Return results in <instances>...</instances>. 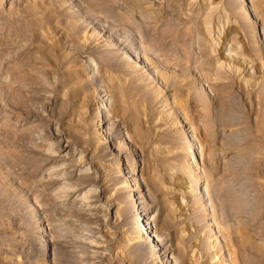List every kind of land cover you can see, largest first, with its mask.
Here are the masks:
<instances>
[{
    "label": "rangeland",
    "instance_id": "374dc122",
    "mask_svg": "<svg viewBox=\"0 0 264 264\" xmlns=\"http://www.w3.org/2000/svg\"><path fill=\"white\" fill-rule=\"evenodd\" d=\"M66 141L103 199L63 201ZM159 205L158 238L132 241ZM171 255L264 264V0H0V264Z\"/></svg>",
    "mask_w": 264,
    "mask_h": 264
},
{
    "label": "bare ground",
    "instance_id": "6f19581e",
    "mask_svg": "<svg viewBox=\"0 0 264 264\" xmlns=\"http://www.w3.org/2000/svg\"><path fill=\"white\" fill-rule=\"evenodd\" d=\"M89 70H90L89 73H92V78H100L101 77L100 73L95 71V69H89ZM105 92L106 91L104 89H101L98 92L97 101H96V103L93 104V106H94V108H96V110L97 109H104V107L108 104L107 99L105 98V96H103L104 95L103 93H105ZM109 119H110V115H109V111H108L107 113L105 112V116H104V118H102L100 120L101 124H99L98 126H101V129H102L107 124V121ZM103 121H105V123H102ZM124 132L127 136L128 135L127 130H125ZM61 151H63V152L66 151V155L63 157L59 156L58 161H60V167H63L62 169H64V167L71 168V174L73 175V177L74 178L76 177V180L81 178V184H76L75 186H66V185L64 186L62 184V186H61V182L63 181V183H64L63 176L65 175V173H64L65 169L64 170L60 169V170L56 171V177L57 178H55L54 182L56 185L60 184V186H61V187L59 186V188L57 190H59V189L66 190L64 192L65 193V200H63V201L67 202V200L68 201L72 200L74 203H77V204H80L81 206H83L85 204L86 199L92 193H96V195L98 196L99 199H103L102 196H104L106 194V190H105L106 188H101L99 185L97 186V184L95 183L96 180H94L93 182L91 181V183L88 182V179H90V176L94 172V169L92 168V165H91L92 163H90L89 158L88 159L86 158L82 148L78 147V146H74V147L72 146L71 147L69 142L66 141L65 147L61 148ZM189 161H190V163H193L194 158L190 159ZM134 165H135V163L131 164L130 169H128L127 172L123 171V170H125L124 165H122V167L120 168V165L117 164L116 166H114V169H117L116 174L118 176H121L122 178H124L126 181H127V179H130V181H132V182H137L135 177H136L137 172H139V169L137 167H135ZM192 175H194V174H192ZM140 176L143 177L142 174ZM84 179H85V181H84ZM161 206L160 205L157 206V209L155 210V212H152V215H149V213H148L149 210H141L139 212V215H141L142 217L148 216L149 219L146 220V222H143V223L140 222V223L136 224V227H135V230H133L132 236L130 235L131 236L130 238L132 239V241H134L135 243H144V242H148L152 239L158 238L159 230L157 232V229H158L157 222H159V221H157V217H155V216L156 215L161 216L164 213V210ZM114 210H116V212H118L120 210L119 206H117V205L114 206ZM136 215H138V214H136ZM121 233H124V232H121ZM125 234H126V231H125ZM125 236L126 235H124V238H125ZM126 240H127V238H126ZM127 242L129 243V241H127ZM171 259H172V262L169 261L167 263L166 262H164V263H166V264H177L178 260H176L173 255H171Z\"/></svg>",
    "mask_w": 264,
    "mask_h": 264
}]
</instances>
